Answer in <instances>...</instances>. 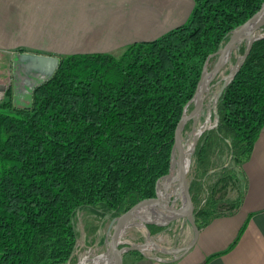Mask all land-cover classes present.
Instances as JSON below:
<instances>
[{"label":"trees","instance_id":"16d2710c","mask_svg":"<svg viewBox=\"0 0 264 264\" xmlns=\"http://www.w3.org/2000/svg\"><path fill=\"white\" fill-rule=\"evenodd\" d=\"M263 2L194 0L182 25L120 54L64 55L55 75L35 88L31 108L14 106L8 90L0 101L9 110L0 112V264L76 263L79 212L92 215L99 231L155 197L171 169L177 122L207 58ZM246 46L234 52L232 64ZM217 114V126L201 134L193 155L190 192L200 230L237 212L247 192L243 164L264 127V36L224 89ZM190 127L191 121L185 131ZM231 189L234 198H228ZM163 228L149 224L151 231Z\"/></svg>","mask_w":264,"mask_h":264},{"label":"crops","instance_id":"0c3cea01","mask_svg":"<svg viewBox=\"0 0 264 264\" xmlns=\"http://www.w3.org/2000/svg\"><path fill=\"white\" fill-rule=\"evenodd\" d=\"M52 3L53 10H48V14L53 15L50 14L48 19L55 20V14L60 19H68L67 27L71 30L62 35L76 36L80 42L78 48H66L62 56L76 52L120 54L136 41L154 39L182 25L194 7V0H52ZM2 5L5 6V0H0V83H5L12 75L11 57L19 40L13 38L17 35L14 28L5 27V21H12L13 16L5 17ZM34 7L37 11V1ZM33 17L36 16L30 19ZM4 94L6 96V92ZM243 170L248 188L242 206L233 214L214 218L202 228L193 248L186 252L180 251L192 241L195 233L186 218L162 225L164 228L160 230L151 231V223L144 227L132 226L124 235L129 243L141 244L158 236L163 239L158 242V249L152 252L128 249L123 264H264V127L250 158L243 164ZM145 209L151 218L153 216L152 219H158L153 213L154 209ZM245 222L247 226L238 242L228 249ZM107 224L99 231L95 229L92 236H81L77 243L97 248L96 254L103 253L109 244L110 225ZM80 251L81 247L77 245V261Z\"/></svg>","mask_w":264,"mask_h":264},{"label":"water","instance_id":"95a60500","mask_svg":"<svg viewBox=\"0 0 264 264\" xmlns=\"http://www.w3.org/2000/svg\"><path fill=\"white\" fill-rule=\"evenodd\" d=\"M264 28V2L261 7L244 23L233 29L226 44L216 53L211 54L204 65V69L197 89L191 100L185 105L176 125L175 136L171 149V169L157 184V194L153 198L144 199L112 219L109 227V244L107 249L98 257L97 264H123L125 252L128 249L139 247L122 245L121 237L124 230L135 218L143 219L148 223L168 225L171 222L186 218L194 228L192 241L180 249L186 252L193 248L198 241L200 229L194 217V203L191 196V186L196 179V169L193 165V155L201 134L213 127L219 121L217 104L227 85L234 79L240 67L249 55L254 42L264 35L259 31ZM246 42V50L239 55L230 66L229 72L214 82L221 75L225 67L230 64L234 52ZM218 56L213 65H209L212 56ZM62 57L56 54H42L29 51H17L13 54L12 70L14 92L13 104L19 108H31L36 87L50 80L57 72ZM221 84L219 89L211 93L215 84ZM7 85L0 83V90H6ZM192 105V106H191ZM207 111V118L203 123V114ZM214 117L215 123L208 125ZM192 121V142L186 147L184 142L185 127ZM162 183V184H161ZM169 186V187H168ZM150 207L158 218L146 219L139 212ZM158 245V244H157ZM160 246V245H159ZM55 264H80L71 261H60Z\"/></svg>","mask_w":264,"mask_h":264},{"label":"rangeland","instance_id":"374dc122","mask_svg":"<svg viewBox=\"0 0 264 264\" xmlns=\"http://www.w3.org/2000/svg\"><path fill=\"white\" fill-rule=\"evenodd\" d=\"M37 1L38 12L34 7V3ZM191 2V0H190ZM187 4V3H184ZM54 3L52 0H5V6L2 5L5 17H12V21H5L4 24L7 29L14 28L13 30L17 33L14 35L13 38L19 40L17 43V47L13 51V54L17 51H29L35 53H42V54H56L62 57L61 54L65 52L66 48H78L80 42L77 41L76 36L64 37L62 34L69 32L71 29L68 28L69 20L68 19H60L55 14V20L48 19L51 13L48 14V10H53ZM89 4L87 2V8ZM49 11V12H50ZM10 15V16H9ZM53 15V14H51ZM32 16V19H30ZM20 18V19H17ZM16 18V19H14ZM66 27V28H64ZM73 29V28H72ZM87 43V42H86ZM67 50V49H66ZM67 53V52H66ZM79 53V52H76ZM13 54L12 57L13 58ZM72 54V53H70ZM68 55V54H67ZM64 56V55H63ZM232 65L228 64L224 71ZM12 59H11V72L12 75L10 80L5 83L7 89L5 92L10 90L14 92V85H13V70H12ZM224 71L221 73L220 76L224 75ZM220 84H215L212 87L211 93H214L219 89ZM5 98V97H4ZM3 98V99H4ZM8 109L0 108V112H8ZM207 111L203 114L202 120L200 121L199 125L204 122L207 118ZM192 123V121H191ZM215 123L214 117L211 121L208 122V125H213ZM184 142L185 146L188 147L192 142V134L191 128L184 132ZM237 196V190L231 189L228 192V198H234ZM153 218V216H152ZM97 220L87 213L86 211H81L76 216V224L78 226L79 231L81 232V236L84 235L92 236L95 233V225ZM111 221H108V226L110 225ZM109 232V228H108ZM98 249H93V252H97Z\"/></svg>","mask_w":264,"mask_h":264},{"label":"built area","instance_id":"2783aa9c","mask_svg":"<svg viewBox=\"0 0 264 264\" xmlns=\"http://www.w3.org/2000/svg\"><path fill=\"white\" fill-rule=\"evenodd\" d=\"M5 92L0 91V101L3 100V98L5 97ZM147 210L145 208L141 209V211L139 212L140 215H143L144 218L146 219H152L150 217V215H148L149 213L146 212ZM147 225V222L143 219H139V218H135L132 220V223L128 225V227L124 230L123 235L121 237V242L122 245H125V248H128V246H132V247H139L140 251H143L145 253L147 252H152L154 250L158 249V242H161L163 237L162 236H158L155 238H151L149 240H147L144 243L141 244H132L129 243L127 240H125V233L127 231V229L129 227L132 226H139V227H144ZM127 243V244H125ZM78 248L81 247V251H80V255L78 258V261L80 264H97L98 263V257L100 254H96L95 252H93V248L87 247L84 243H77ZM76 245V246H77ZM159 260H161V258L159 257Z\"/></svg>","mask_w":264,"mask_h":264}]
</instances>
